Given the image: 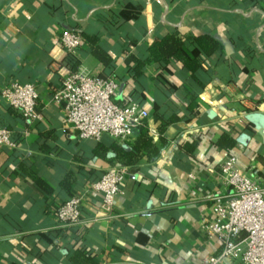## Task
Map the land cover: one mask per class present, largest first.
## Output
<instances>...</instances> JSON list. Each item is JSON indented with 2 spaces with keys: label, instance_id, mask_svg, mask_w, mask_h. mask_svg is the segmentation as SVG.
<instances>
[{
  "label": "crops",
  "instance_id": "obj_1",
  "mask_svg": "<svg viewBox=\"0 0 264 264\" xmlns=\"http://www.w3.org/2000/svg\"><path fill=\"white\" fill-rule=\"evenodd\" d=\"M73 25L98 37L97 45L112 60L104 68L82 38L73 54L78 70L106 73L116 80L119 105L134 99L147 111L149 134L159 150L156 158L143 155L122 166L92 157L97 140L79 139L66 122L53 93L69 72L59 35L74 30ZM171 31L184 36L210 32L225 45L220 61L206 65L209 76H204L207 85L196 115L186 110L182 89L157 77L160 69L150 47L154 37ZM131 53L149 56L137 80L126 72ZM161 73L173 86H186L184 71ZM12 81L35 85L38 118L28 123L0 96V125L11 128L17 141L15 147L0 148V264H70L74 249L66 255L64 240L58 247L46 240L61 237L54 211L67 195L59 182L69 172L72 190L82 195L81 222L73 235L84 242L94 264H202L218 252L220 243L208 238L202 226L211 216L212 198L230 194L219 181L220 164L234 154L245 171L262 170L264 0H0V92ZM155 105L180 118L161 136L159 122L153 120ZM248 123L250 130L245 129ZM48 130L56 139L47 138L52 148L43 151L41 133ZM222 134L238 145L217 146ZM137 136L138 127L132 132ZM193 140L198 144L189 155L179 144ZM99 141L109 144L113 138L103 135ZM117 166L126 174L108 211L90 185ZM33 177L53 191L41 192ZM72 231H66L68 238Z\"/></svg>",
  "mask_w": 264,
  "mask_h": 264
},
{
  "label": "built area",
  "instance_id": "obj_2",
  "mask_svg": "<svg viewBox=\"0 0 264 264\" xmlns=\"http://www.w3.org/2000/svg\"><path fill=\"white\" fill-rule=\"evenodd\" d=\"M77 31L62 30L59 42L67 54H75L81 44ZM116 80L100 77L87 71L68 72L60 87L53 93L55 101L63 106L65 120L77 130L82 140H100L108 135L120 142L132 136L148 116L136 102L119 105L115 101ZM1 98L28 122L38 118V92L31 82L12 81L0 92ZM13 132L0 128V148L15 147ZM126 169L117 166L107 169L90 185L101 196V205L111 210L121 193ZM219 181L230 188L229 196L212 198L211 216L202 228L208 238L215 237L220 249L202 264H223L238 261L240 264H264V179L249 175L239 166L238 158L229 154L219 166ZM82 195L76 194L61 202L54 215L59 226L70 228L81 222Z\"/></svg>",
  "mask_w": 264,
  "mask_h": 264
},
{
  "label": "trees",
  "instance_id": "obj_3",
  "mask_svg": "<svg viewBox=\"0 0 264 264\" xmlns=\"http://www.w3.org/2000/svg\"><path fill=\"white\" fill-rule=\"evenodd\" d=\"M72 28L74 29L73 31H77L80 34L81 39L84 38L90 43L92 55L102 63L103 67H109L112 60L105 50L97 45L98 37L85 35L76 25H73ZM150 52L153 60L158 64L160 69L157 75L158 79L170 85L171 88L182 89L185 95L184 105L186 110L196 115L200 110L199 98L207 85V80L204 76H209V68H207L206 65L211 64L214 66L220 61L221 56L225 52V45L219 38L210 32L184 36L176 31H171L163 34L161 37H154ZM148 61L149 56L147 55L136 56L135 53H131L125 59L126 72L129 74L131 73V78L133 80H137L144 75V68ZM65 64L70 72H75L79 68V62L73 54L66 55ZM170 68H174L175 70L180 69L186 73V86L182 85L180 87H175L169 83L166 77L162 75L161 71L170 70ZM99 76L103 78L108 77L104 72H101ZM120 78L123 79V76H120ZM129 102L137 103L134 99L129 100ZM179 119V116L176 114L167 115L160 111L158 105L154 106L153 120L159 122L157 130L160 136L168 125L177 122ZM0 128H6L12 131V129L7 126L0 125ZM245 129L250 130L251 123L246 124ZM41 137L43 138V143L40 144L41 150L51 149L52 146L50 147L45 141L47 138L52 140L56 139L53 130L42 132ZM162 141L165 142L163 138ZM197 144V140H193L192 142L181 143L179 146L184 152L192 155ZM236 145H238L237 141L226 134H222L217 141V146H223L226 149H231ZM143 155L148 156L150 159L156 158L159 155V150L153 142L152 136L149 134L146 118L143 120L142 124L138 126L137 138L134 139L131 136V138L123 142L113 139L109 144L97 140L92 147V157L106 158L111 163L117 161L122 166H131L135 164ZM258 160L262 164V170L257 171L256 174L264 179V157L259 156ZM99 177L95 179L94 182L97 181ZM33 181L41 192L50 194L53 191L52 187L41 178L33 177ZM72 183V172L67 173L59 182L61 189L67 193L64 201L77 194L72 190ZM70 230H73L71 238L67 237V230L62 227V233L59 239L51 240L47 236L43 237L44 239L47 237L46 240L48 242H53L56 247H58L61 240H64L62 248H64L63 251L66 255L70 253L71 249H74L68 257L70 264H94L92 255H90L84 242L73 235V228H70ZM71 239H73L72 244L70 241Z\"/></svg>",
  "mask_w": 264,
  "mask_h": 264
},
{
  "label": "water",
  "instance_id": "obj_4",
  "mask_svg": "<svg viewBox=\"0 0 264 264\" xmlns=\"http://www.w3.org/2000/svg\"><path fill=\"white\" fill-rule=\"evenodd\" d=\"M248 119L252 121V116H251V115H249V116H248ZM249 175H250V176H252V175H253V172H252V171H250V172H249Z\"/></svg>",
  "mask_w": 264,
  "mask_h": 264
}]
</instances>
